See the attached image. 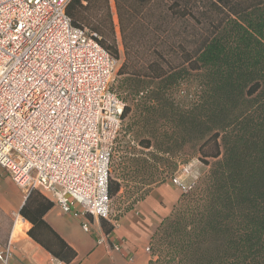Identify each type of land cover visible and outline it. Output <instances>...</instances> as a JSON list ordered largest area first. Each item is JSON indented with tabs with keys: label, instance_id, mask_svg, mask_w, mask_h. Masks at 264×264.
Wrapping results in <instances>:
<instances>
[{
	"label": "trees",
	"instance_id": "trees-1",
	"mask_svg": "<svg viewBox=\"0 0 264 264\" xmlns=\"http://www.w3.org/2000/svg\"><path fill=\"white\" fill-rule=\"evenodd\" d=\"M113 3L117 24L110 0L66 6L74 25L96 32L121 60L112 89L129 121L107 194L111 201L124 187L127 200L99 218L103 231L144 198L140 172L166 162L177 141L195 143L208 170L151 235L147 264H264V0ZM185 87L193 96L180 95ZM53 204L31 190L19 213L29 236L69 262L75 252L43 219Z\"/></svg>",
	"mask_w": 264,
	"mask_h": 264
},
{
	"label": "built area",
	"instance_id": "built-area-1",
	"mask_svg": "<svg viewBox=\"0 0 264 264\" xmlns=\"http://www.w3.org/2000/svg\"><path fill=\"white\" fill-rule=\"evenodd\" d=\"M68 2L0 0V167L25 194L38 190L64 213L109 219L124 105L112 89L119 59L96 32L72 23ZM189 174L190 163H181L170 181L185 192ZM13 247L10 233L0 264Z\"/></svg>",
	"mask_w": 264,
	"mask_h": 264
},
{
	"label": "crops",
	"instance_id": "crops-1",
	"mask_svg": "<svg viewBox=\"0 0 264 264\" xmlns=\"http://www.w3.org/2000/svg\"><path fill=\"white\" fill-rule=\"evenodd\" d=\"M4 173L11 181L5 170ZM194 177V167L191 166V174L185 176L184 181L194 182ZM10 185L13 191L10 198L0 193V244L6 242L10 233L14 244L9 264H147L150 237L181 194L169 182L153 187L108 234L103 231L99 218L90 215L76 217L53 204L43 219L75 252L71 261L63 262L28 235L31 223L19 213L27 194L12 181ZM15 213L25 221L21 232L14 230ZM84 221L88 222V230L81 225ZM114 244L119 247L115 248Z\"/></svg>",
	"mask_w": 264,
	"mask_h": 264
},
{
	"label": "rangeland",
	"instance_id": "rangeland-1",
	"mask_svg": "<svg viewBox=\"0 0 264 264\" xmlns=\"http://www.w3.org/2000/svg\"><path fill=\"white\" fill-rule=\"evenodd\" d=\"M110 1H111L112 10H113L114 21L117 24V18H116L114 3H113V0H110ZM86 28L88 30H91L87 26H86ZM116 31L118 33L117 26H116ZM119 47L121 49V46H119ZM120 63H121V60L119 59L118 68L120 66ZM185 94H188V95L190 94L189 96H193L194 87H190V89L189 88L187 89L186 87L183 88L182 91L180 92V95L183 97ZM128 121H129L128 118H125L122 122H123V124H125ZM142 135H143V133H137L138 137L135 136L134 137L135 140L137 138H139L140 136H142ZM135 145H136V141L134 143H131V146H135ZM136 148L138 150H143L144 153L152 151V150H149V149H146V150L145 149H141V147H139L138 145L136 146ZM198 156H199V153H198V150H197V145L195 143H188L186 145H182L179 141H177L175 146H174V150H173L172 154L170 155V157L167 159L166 162H160L157 165L156 168H153V169H150V170H146V171H142V172L139 173V177L141 178V181L143 183V184L142 183H140V184L143 185L142 187L146 191V194L144 195V198L146 197V195L149 193V191L153 187H155V186H157V185H159V184H161L163 182H169V183L172 184V182L170 181V178L173 175L174 171L176 170L177 166L179 164H181V163H190V165L192 167H194V173H195V177H194L195 181H194V183H195L208 170V166L203 164L198 159ZM115 157H117V154L114 155V159H115ZM170 167L172 168L171 171L169 169ZM112 174H114L113 171H112ZM10 183H11V181L5 176L4 169L2 167H0V193L3 196L9 197V198L13 195V191H12ZM124 191H125V188L123 187L122 190L120 191V193L118 195L114 196L111 199V201H110V207H111V209H112L114 214H118L119 208L121 209L123 201L127 200V198H126L127 196H126ZM34 194H38L40 196H43V197L47 198L42 192H40L38 190H34ZM135 205H134V207H135ZM126 213L127 212L120 213L121 216H119L118 218H116V220H114V227L117 226V224L119 223L120 219ZM159 224L156 225L155 229L158 227ZM155 229H154V231H155ZM147 254H148L149 258H150V252L149 251L147 252Z\"/></svg>",
	"mask_w": 264,
	"mask_h": 264
},
{
	"label": "bare ground",
	"instance_id": "bare-ground-1",
	"mask_svg": "<svg viewBox=\"0 0 264 264\" xmlns=\"http://www.w3.org/2000/svg\"><path fill=\"white\" fill-rule=\"evenodd\" d=\"M24 220L21 219V218H18L16 220V223H15V227H14V230L17 231V232H21L20 230L23 228L24 226Z\"/></svg>",
	"mask_w": 264,
	"mask_h": 264
}]
</instances>
